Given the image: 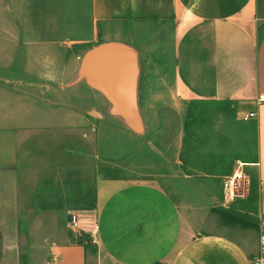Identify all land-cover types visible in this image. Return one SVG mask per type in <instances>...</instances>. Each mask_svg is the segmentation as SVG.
<instances>
[{
    "label": "crops",
    "instance_id": "crops-1",
    "mask_svg": "<svg viewBox=\"0 0 264 264\" xmlns=\"http://www.w3.org/2000/svg\"><path fill=\"white\" fill-rule=\"evenodd\" d=\"M262 94L264 0H0V264H250Z\"/></svg>",
    "mask_w": 264,
    "mask_h": 264
},
{
    "label": "built area",
    "instance_id": "built-area-1",
    "mask_svg": "<svg viewBox=\"0 0 264 264\" xmlns=\"http://www.w3.org/2000/svg\"><path fill=\"white\" fill-rule=\"evenodd\" d=\"M259 102H264V94L260 95L258 98ZM256 116L255 112H251L244 115V119L248 120ZM243 164L241 162H237V170L234 174L229 176L224 181V190L225 196L227 198H234L238 195V190L240 188L241 182L244 179V174L241 170ZM72 225L76 228H81L83 225V219H81L77 214L72 215ZM94 232L97 233V221L95 222ZM259 242H260V250L257 256L253 258L250 264H264V216L259 220Z\"/></svg>",
    "mask_w": 264,
    "mask_h": 264
},
{
    "label": "rangeland",
    "instance_id": "rangeland-1",
    "mask_svg": "<svg viewBox=\"0 0 264 264\" xmlns=\"http://www.w3.org/2000/svg\"><path fill=\"white\" fill-rule=\"evenodd\" d=\"M88 216L89 217L83 218V225L81 228L87 230L90 233L93 243L96 244V233L94 232V227H93L95 226V222L97 221L96 213L92 212ZM29 223H30V220H29ZM25 233L29 235L32 234L33 228L31 226L25 227Z\"/></svg>",
    "mask_w": 264,
    "mask_h": 264
}]
</instances>
